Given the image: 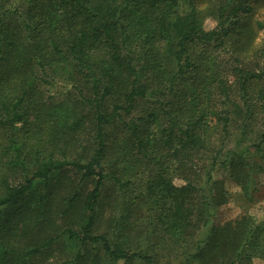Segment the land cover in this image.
Returning <instances> with one entry per match:
<instances>
[{"label":"trees","instance_id":"trees-1","mask_svg":"<svg viewBox=\"0 0 264 264\" xmlns=\"http://www.w3.org/2000/svg\"><path fill=\"white\" fill-rule=\"evenodd\" d=\"M186 1L189 11L180 13L178 0H0V216L1 209L20 207L37 180L47 181L57 171L70 167L84 179L95 178L83 203L79 231L67 230L76 237L68 239L77 247L60 264H95L96 258L87 256L86 247L92 244L101 245L103 254L115 262L154 264L147 249L130 251L93 232L95 206L108 175L102 168L110 150L107 142L115 141L110 126L119 127L131 142L129 147L123 143L125 151L121 157L114 154L113 164L130 150L148 162L159 154L165 160L177 159L185 180L180 168L192 152L205 147L206 111L228 101L247 116L261 114L264 122V41L260 46L252 44L256 32L248 23V16L264 0ZM208 17L216 21L211 30L202 27ZM256 26L262 28L264 23L257 20ZM58 61L72 63L73 76L83 78L89 89L88 95L80 93L83 106L92 105L94 110L96 143L85 161L70 160L63 146L64 155H55L59 142L71 143L66 133L78 128L83 117L63 105L57 110L39 108L38 76ZM56 85L51 97L68 90ZM109 97L115 101L106 107ZM151 97L157 99L155 110L133 113L140 100ZM34 106L39 108L38 122L29 127L28 110ZM228 112L227 108L215 112L220 125H213L223 131V137L228 133ZM159 122L160 137L150 138L153 125ZM254 147L264 158V132ZM228 164L234 179L245 166L238 154ZM30 165V175L19 183L9 182V170L19 167L27 172ZM155 165L159 167L155 176H149L147 193L161 203L159 220L166 219L182 240L191 234V189L187 184L174 187L163 177L164 162ZM128 181L120 187L129 185ZM77 198L74 193L68 199L70 207ZM43 200L39 196V202ZM239 235L240 230L235 233L231 224L212 228L207 241L198 246L202 263L208 264L207 252L223 238H229V243L220 249L228 256L236 249ZM50 240L34 244L22 257L40 252ZM214 255L208 257L215 260ZM234 261L228 259L225 264Z\"/></svg>","mask_w":264,"mask_h":264},{"label":"rangeland","instance_id":"rangeland-1","mask_svg":"<svg viewBox=\"0 0 264 264\" xmlns=\"http://www.w3.org/2000/svg\"><path fill=\"white\" fill-rule=\"evenodd\" d=\"M177 9L180 13L188 12V2L178 0ZM257 20L264 23V5L256 7L248 16V23L256 32L252 41L254 46H260L264 41V27L258 28ZM202 27L211 30L216 27V21L208 17L203 21ZM211 54L215 56V53ZM74 73L73 64L69 61H58L48 66L47 76L43 73L38 76L41 93L39 108L57 110L63 105L70 109V113L83 117L78 128L66 133L71 143L63 145L62 141L59 142L55 155L57 158L64 155L60 150L63 146L70 160L85 161L92 155L96 143V131L92 122L94 110L92 105L83 106L81 93L88 95L89 89L84 79L73 76ZM41 80L52 83H43ZM55 84L68 90L51 97ZM113 98H106L104 105L112 106L115 101ZM156 100L153 97L140 100L133 113L155 110ZM39 108L34 106L28 110L29 127L36 126ZM223 108L229 110L230 118L226 137H223L224 133L220 128L213 125L215 122L220 125L215 112ZM206 112L205 122L208 123V128L204 136L205 147L199 152H192L187 163L180 168L187 176L185 180L178 171V160H165L159 154L155 160L148 162L146 157L130 150L125 157L113 164L114 154L121 157L125 151L123 143L129 147L131 142L119 127L108 128L112 134L114 131L115 141L111 139L107 142L110 150L102 168L108 175L100 187L95 206V234H104L113 244L130 251L147 249L154 258V264H203L198 246L207 241L212 228L231 224L235 233L240 230L236 249L228 256H223L225 250L221 251L220 248L229 243V238H223L218 246L207 252L208 264H225L232 258L235 260L234 264H264V158L263 153L254 147L264 132L262 116H247L228 101ZM160 127V122L153 125L150 138L160 137ZM0 132H3L1 128ZM236 154L243 156L245 166L239 168L234 179L229 173L228 160ZM156 162H164L163 177H167L171 185L175 187L187 184L186 188L191 189H187L191 193L193 205L190 214L191 234L182 240L174 235V227L166 219L159 220L157 213L161 203H157L154 196L151 198L147 193L149 176H155L159 167L155 165ZM212 166L214 167L210 173ZM32 168L30 165L27 172L19 167L9 170V182H21L26 174H31ZM188 172L191 173L186 174ZM126 180H129V185L120 187ZM94 185L95 178L84 179L80 171L65 168L51 174L47 181L37 180L25 202L20 207L17 206L19 209L14 206L1 209L0 264H60L71 258L77 245L68 238L76 237H70L67 230L79 231L83 203ZM74 193L78 194V198L70 207L68 199ZM39 196L44 197L42 203L39 202ZM20 213L24 218L20 217ZM254 227L256 230L250 231ZM49 238L52 240L40 252L22 257L23 252L31 246L45 243ZM214 245H217L216 242ZM86 249L88 260L95 257V264H143L138 260L115 262L103 254L102 247L98 244L89 245ZM6 251L9 254H5ZM212 252L217 256L215 260L208 257ZM88 262L85 261L86 264Z\"/></svg>","mask_w":264,"mask_h":264}]
</instances>
